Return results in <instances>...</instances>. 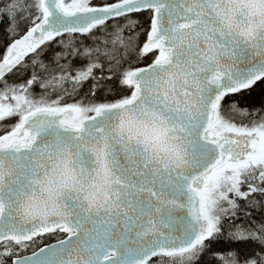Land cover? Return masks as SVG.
Returning <instances> with one entry per match:
<instances>
[{"label": "snow or ice", "instance_id": "obj_1", "mask_svg": "<svg viewBox=\"0 0 264 264\" xmlns=\"http://www.w3.org/2000/svg\"><path fill=\"white\" fill-rule=\"evenodd\" d=\"M0 264H264V0H0Z\"/></svg>", "mask_w": 264, "mask_h": 264}]
</instances>
